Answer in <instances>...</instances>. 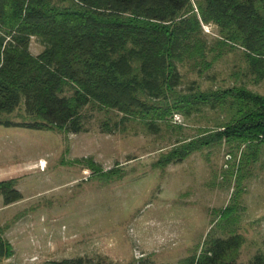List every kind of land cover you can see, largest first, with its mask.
<instances>
[{
  "label": "trees",
  "instance_id": "1",
  "mask_svg": "<svg viewBox=\"0 0 264 264\" xmlns=\"http://www.w3.org/2000/svg\"><path fill=\"white\" fill-rule=\"evenodd\" d=\"M204 24L216 28L214 38ZM31 36L43 45L38 54L29 51ZM235 48L241 63L229 73L233 84H183L180 65L201 75ZM262 80L264 0H0V125L76 133L86 130L81 111L93 102L121 114L102 130L135 119L159 133L178 114L202 124L177 136L154 165L225 142L239 185L264 170V94L249 87ZM19 107L20 120L9 118ZM16 180L0 179L5 205L22 198ZM242 240L238 232L207 236L199 252L175 264H264V253L235 258ZM13 252L0 227V258ZM42 264L115 263L96 255Z\"/></svg>",
  "mask_w": 264,
  "mask_h": 264
},
{
  "label": "rangeland",
  "instance_id": "2",
  "mask_svg": "<svg viewBox=\"0 0 264 264\" xmlns=\"http://www.w3.org/2000/svg\"><path fill=\"white\" fill-rule=\"evenodd\" d=\"M203 31L209 40L217 35L212 25ZM42 49L31 36L29 51ZM240 54L225 52L201 75L180 65L183 84H233L229 73ZM249 87L264 94V80ZM21 112L8 116L20 120ZM81 112L86 130L76 133L0 125V179L15 177L22 195L11 205L0 196V227L14 250L0 264L96 255L115 264H175L199 252L207 236L232 232L243 237L238 261L264 253V170L236 185L225 142L154 165L177 136L194 134L202 122L176 114L159 133L135 119L106 131L101 123L112 126L121 114L93 102Z\"/></svg>",
  "mask_w": 264,
  "mask_h": 264
},
{
  "label": "crops",
  "instance_id": "3",
  "mask_svg": "<svg viewBox=\"0 0 264 264\" xmlns=\"http://www.w3.org/2000/svg\"><path fill=\"white\" fill-rule=\"evenodd\" d=\"M41 161H43L42 158H41ZM11 178H12V177H11ZM14 178H15V177H14ZM4 179H7V178H4ZM11 204H13V203H10L9 205H11ZM3 205H4V204H3Z\"/></svg>",
  "mask_w": 264,
  "mask_h": 264
}]
</instances>
